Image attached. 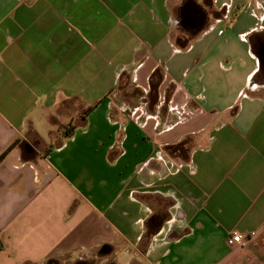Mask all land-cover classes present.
<instances>
[{
	"label": "crops",
	"instance_id": "0c3cea01",
	"mask_svg": "<svg viewBox=\"0 0 264 264\" xmlns=\"http://www.w3.org/2000/svg\"><path fill=\"white\" fill-rule=\"evenodd\" d=\"M203 1L0 0V264H264V0Z\"/></svg>",
	"mask_w": 264,
	"mask_h": 264
},
{
	"label": "water",
	"instance_id": "95a60500",
	"mask_svg": "<svg viewBox=\"0 0 264 264\" xmlns=\"http://www.w3.org/2000/svg\"><path fill=\"white\" fill-rule=\"evenodd\" d=\"M182 21L184 27L200 28L206 17L203 7L196 0H185L181 8Z\"/></svg>",
	"mask_w": 264,
	"mask_h": 264
},
{
	"label": "rangeland",
	"instance_id": "374dc122",
	"mask_svg": "<svg viewBox=\"0 0 264 264\" xmlns=\"http://www.w3.org/2000/svg\"><path fill=\"white\" fill-rule=\"evenodd\" d=\"M185 0H172V2L174 3L175 7L178 9L179 5H182L183 2ZM198 1V0H196ZM174 35L176 36H180L181 33L179 31V28L174 31ZM64 133V132H63ZM117 254V257H118V260L122 263L126 262V259H124L125 255L124 253H121L120 251ZM77 257L75 256H71V255H65V256H62L58 259V261H60V263L58 262V264H76V260ZM95 261H97V264H107L109 261H110V258H96ZM43 264H46V263H43Z\"/></svg>",
	"mask_w": 264,
	"mask_h": 264
},
{
	"label": "trees",
	"instance_id": "16d2710c",
	"mask_svg": "<svg viewBox=\"0 0 264 264\" xmlns=\"http://www.w3.org/2000/svg\"><path fill=\"white\" fill-rule=\"evenodd\" d=\"M199 1V0H198ZM208 7L209 6H211L212 5V3H213V0H204L203 1ZM155 79V75H154V78H152V81ZM155 83V82H154ZM96 106H94V107H90L87 111H86V113H85V116L86 115H88L89 113H91L93 110H94V108H95ZM70 129H71V127L69 128V129H67L66 131H65V133H64V135H67V136H69L72 132H73V130H74V126L72 127V129H71V131H70ZM16 145V143H14L13 145H11L1 156H0V162L2 161V159L8 154V152L14 147ZM106 249H107V245H104V246H102V248L99 250V253H104L105 251H106ZM58 262L60 263V261H58V259H49L47 262H46V264H58ZM76 264H91V262L89 261H87V260H84V259H79L77 262H76Z\"/></svg>",
	"mask_w": 264,
	"mask_h": 264
},
{
	"label": "built area",
	"instance_id": "2783aa9c",
	"mask_svg": "<svg viewBox=\"0 0 264 264\" xmlns=\"http://www.w3.org/2000/svg\"><path fill=\"white\" fill-rule=\"evenodd\" d=\"M230 20H231V14L228 13L225 16V20H224L225 25H227L230 22ZM252 234H254V233H252ZM246 242H247V240L244 238L243 234L241 232H239V231H234L230 235V237L228 239V243L230 245H234V244H242V245H245Z\"/></svg>",
	"mask_w": 264,
	"mask_h": 264
}]
</instances>
